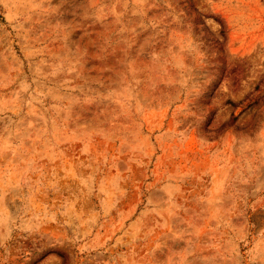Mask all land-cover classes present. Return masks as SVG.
I'll return each mask as SVG.
<instances>
[{"label":"rangeland","instance_id":"374dc122","mask_svg":"<svg viewBox=\"0 0 264 264\" xmlns=\"http://www.w3.org/2000/svg\"><path fill=\"white\" fill-rule=\"evenodd\" d=\"M0 264H264V0H0Z\"/></svg>","mask_w":264,"mask_h":264}]
</instances>
